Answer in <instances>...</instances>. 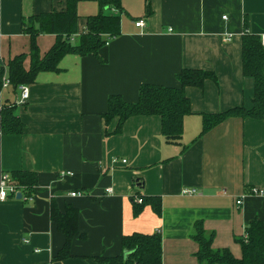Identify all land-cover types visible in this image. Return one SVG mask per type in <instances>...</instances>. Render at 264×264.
I'll return each mask as SVG.
<instances>
[{
	"label": "crops",
	"instance_id": "1",
	"mask_svg": "<svg viewBox=\"0 0 264 264\" xmlns=\"http://www.w3.org/2000/svg\"><path fill=\"white\" fill-rule=\"evenodd\" d=\"M77 1L78 35L99 7ZM119 2V35L96 55L64 56L58 72L40 73L26 86L21 105L18 88L0 91V103L13 105L23 125L20 134L0 129V178H36L33 188L18 190L20 199L0 201V264H98L96 257L120 256L122 238L135 233L159 234L162 264H200L196 224L212 236L214 250L239 258L235 239L252 220L264 223V196L247 195L264 192V117L228 118L199 137L202 115L252 106L241 36L264 35V0H150L149 16L145 0ZM64 6L65 0H0V60L28 52L22 22ZM140 19L144 26L136 28ZM36 41L43 55L55 37ZM183 69L212 72L216 83L184 89L191 114L176 143L164 140L154 116L130 118L110 135L116 122L102 118L109 96L134 103L143 84L178 87ZM52 205L77 212L78 234L61 261L55 258L65 237L51 220Z\"/></svg>",
	"mask_w": 264,
	"mask_h": 264
},
{
	"label": "trees",
	"instance_id": "2",
	"mask_svg": "<svg viewBox=\"0 0 264 264\" xmlns=\"http://www.w3.org/2000/svg\"><path fill=\"white\" fill-rule=\"evenodd\" d=\"M99 12L85 19V27L77 35L76 12L77 0H65L63 10L31 16L22 25V32L28 36L29 47L26 54H19L4 63L0 60V91L3 76L9 81V86L16 90L19 86L35 83L37 76L45 72H58V64L66 55L84 56L96 55L105 46L106 38L119 35L120 17L123 14L119 0H96ZM151 13L150 0H145V16ZM41 34L54 35L55 43L43 55H40L37 37ZM241 68L242 75L254 82L252 106L249 110L238 107L226 112L212 115H202V127L199 137L217 124L228 118L264 117V48L260 38L248 34L245 30L241 36ZM28 65L25 66V62ZM216 83L212 72L183 69L176 75L178 87H162L143 84L138 89L137 100L134 103L124 102L118 95L107 99V110L103 114L105 125L115 120L114 131L110 135H118L124 123L133 117H158L161 124V135L169 143H176L182 135L183 120L191 114L190 103L184 94L186 87L201 88L204 81ZM0 129L5 134H20L22 123L14 115V106L0 103ZM17 176V177H16ZM10 182L17 189L30 190L36 184V178L31 173H20ZM51 220L65 237V243L56 256L61 261L68 257L71 239L77 235V212L72 207H66L60 213L54 205L50 208ZM198 246L195 254L200 264H264V223L252 220L245 228L244 236L235 239L240 249V257L235 258L229 250H214L212 236L207 235L199 224L195 225L192 235ZM122 253L118 257H96L98 264H162L161 240L159 234H132L121 241Z\"/></svg>",
	"mask_w": 264,
	"mask_h": 264
},
{
	"label": "built area",
	"instance_id": "3",
	"mask_svg": "<svg viewBox=\"0 0 264 264\" xmlns=\"http://www.w3.org/2000/svg\"><path fill=\"white\" fill-rule=\"evenodd\" d=\"M223 19H225V17H223ZM134 26L136 28H142L144 26V20L140 19L137 20L134 23ZM113 38H106V42L105 45H107V43L112 40ZM260 42H261V46L264 48V35H262L260 37ZM9 86V81L6 79V76H3V80H2V88L8 87ZM19 91H20V97L19 99L16 101V104L21 105L25 102V100L28 98V90L26 86H19L18 87ZM122 163H125V161H121ZM61 176H63V174H60ZM69 176H71V174H68ZM19 189H17L16 186H14L11 182L9 177L6 174H3L0 178V201L6 200L8 198V196H12L15 197V195L17 194ZM111 192L110 189H107L105 191V193L109 194ZM195 193L194 190H183L182 194L185 196H189V195H193ZM82 195L81 193H70L69 196L74 197V196H79ZM248 196H264V192L263 190L260 189H256L253 188L251 189L248 193ZM241 199V198H240ZM237 200L236 204L240 205L241 204V200Z\"/></svg>",
	"mask_w": 264,
	"mask_h": 264
},
{
	"label": "water",
	"instance_id": "4",
	"mask_svg": "<svg viewBox=\"0 0 264 264\" xmlns=\"http://www.w3.org/2000/svg\"><path fill=\"white\" fill-rule=\"evenodd\" d=\"M136 186H137V187H141V186H139V181H136ZM15 198H16L17 200L20 199V194H17Z\"/></svg>",
	"mask_w": 264,
	"mask_h": 264
}]
</instances>
